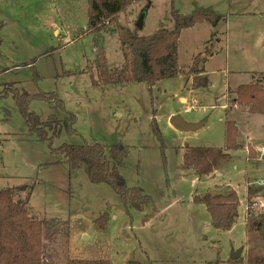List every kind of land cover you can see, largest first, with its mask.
<instances>
[{"label":"rangeland","instance_id":"1","mask_svg":"<svg viewBox=\"0 0 264 264\" xmlns=\"http://www.w3.org/2000/svg\"><path fill=\"white\" fill-rule=\"evenodd\" d=\"M194 6L211 7L225 20L183 29L177 55L183 73L150 88L138 81L92 84L97 74L94 35L83 33L86 0H0V93L9 88L55 92L76 119L77 133H69L63 110L32 101L29 111L51 125L44 129L52 138L40 139L29 133L12 91L0 95V189L33 185L29 213L47 221L43 264H66L67 259L244 264L247 186L261 188L252 212L264 211V114L244 113L246 107L233 105L232 92L258 79L264 85V72H256L264 71V0H141L120 13L113 30L101 32V44L107 69H119L124 62L119 31L134 30L142 11L144 23L137 32L148 35L161 26L172 27V8L188 14ZM246 12L254 14H242ZM197 55L199 60L207 57L208 83L193 89L189 68ZM173 115L197 126L180 131L170 123ZM226 119L236 122L243 148L231 151L230 160L217 170L196 175L183 163L185 148L223 147ZM84 141L125 145L120 173L151 203L140 210L124 205L107 183L90 182L82 168L70 170L63 156L52 151ZM222 188L234 189L239 200L228 230L211 225L200 200ZM239 248L240 260L231 259Z\"/></svg>","mask_w":264,"mask_h":264},{"label":"trees","instance_id":"2","mask_svg":"<svg viewBox=\"0 0 264 264\" xmlns=\"http://www.w3.org/2000/svg\"><path fill=\"white\" fill-rule=\"evenodd\" d=\"M141 0H87V24L83 33L94 35V54L97 79L93 85L121 84L132 81L145 82L150 88L159 80L182 74L178 64V41L183 29L190 28L198 22L208 21L213 26L225 20L223 14L216 13L211 7L194 6L188 14L171 9L172 27L161 26L148 35H139L137 28H123L119 31L124 62L121 68L108 70L106 54L101 44V32L114 29L120 13L128 11ZM2 40L0 38V45ZM197 55L192 60L189 73L194 74L192 86L204 87L208 79L204 74L207 57L199 60ZM1 72V71H0ZM262 79L264 76H260ZM258 79L255 83L240 84L233 91V105L244 106L249 114H264V85ZM8 85V84H7ZM11 87V84H9ZM12 97L28 124L29 133H36L40 139L47 138L45 129L51 127L49 121H41L29 104L34 100L52 103L54 108L66 113L67 131L77 133L73 128L75 115L64 110L62 100L55 92L31 94L11 89ZM9 90L1 94L6 96ZM155 135L161 141V134L155 119L152 120ZM54 132V131H53ZM238 129L232 120L224 123L223 147L187 146L183 153V163L198 176L208 175L220 168L231 158V151L242 149L237 141ZM49 144L51 142L49 141ZM51 146V145H50ZM53 152L63 156L70 170L82 168L90 182L107 183L124 205L140 210L151 203V198L140 187L128 186L120 173L128 148L121 144H103L84 141L80 144L63 143ZM250 156L252 149L249 150ZM32 184L12 186L0 189V264H43V233L46 220L34 218L28 210ZM261 188L247 186L246 203L250 204ZM21 192H25L20 196ZM202 200L209 212L211 225L216 229L228 230L238 215V196L234 189H225L223 195L211 196L208 191ZM245 243L247 245L244 264H264V211L245 213ZM99 220H97L98 222ZM237 260H240L237 259ZM229 262H232L229 260ZM66 264H109L108 260L67 259ZM127 264H139L129 261ZM205 264H211L207 262Z\"/></svg>","mask_w":264,"mask_h":264},{"label":"water","instance_id":"3","mask_svg":"<svg viewBox=\"0 0 264 264\" xmlns=\"http://www.w3.org/2000/svg\"><path fill=\"white\" fill-rule=\"evenodd\" d=\"M144 17H145V11H142L140 16L137 19L136 22V28L137 29H142L143 23H144ZM170 123L173 127L180 131H190L195 129L197 125L194 124H189L184 122L179 116L173 115L170 117ZM226 188H222L220 190H211L210 195L215 196V195H223L225 193ZM242 251V248L237 249L236 251L231 252V259H237L240 256V252Z\"/></svg>","mask_w":264,"mask_h":264},{"label":"built area","instance_id":"4","mask_svg":"<svg viewBox=\"0 0 264 264\" xmlns=\"http://www.w3.org/2000/svg\"><path fill=\"white\" fill-rule=\"evenodd\" d=\"M261 153L263 152V148H260ZM260 183H264V179H261ZM257 202L255 199L250 204L246 203L245 213L248 214L249 211H252V209L256 208Z\"/></svg>","mask_w":264,"mask_h":264},{"label":"crops","instance_id":"5","mask_svg":"<svg viewBox=\"0 0 264 264\" xmlns=\"http://www.w3.org/2000/svg\"><path fill=\"white\" fill-rule=\"evenodd\" d=\"M87 1V0H86ZM242 14H254L253 12H246V13H242ZM86 27V26H85ZM84 34H86V33H84ZM34 64H30V65H28V66H33ZM256 72H261V73H263L264 71H256ZM206 72H204V74H205ZM232 94L234 95V93L232 92ZM234 97H232V99H233ZM235 106V105H234ZM242 112V111H241ZM244 113H246V110L245 111H243ZM247 114V113H246ZM236 123V122H235ZM237 138H238V136H237Z\"/></svg>","mask_w":264,"mask_h":264}]
</instances>
